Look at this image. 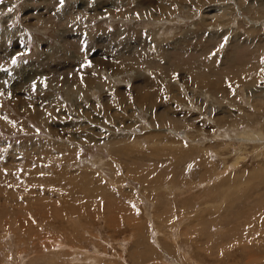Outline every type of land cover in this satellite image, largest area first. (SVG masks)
Segmentation results:
<instances>
[{
    "label": "rangeland",
    "instance_id": "obj_1",
    "mask_svg": "<svg viewBox=\"0 0 264 264\" xmlns=\"http://www.w3.org/2000/svg\"><path fill=\"white\" fill-rule=\"evenodd\" d=\"M0 264H264V0H0Z\"/></svg>",
    "mask_w": 264,
    "mask_h": 264
},
{
    "label": "bare ground",
    "instance_id": "obj_2",
    "mask_svg": "<svg viewBox=\"0 0 264 264\" xmlns=\"http://www.w3.org/2000/svg\"><path fill=\"white\" fill-rule=\"evenodd\" d=\"M220 12H221V11H220ZM223 14H224V13H223V12H221V13L219 14V16H220V17H223ZM217 15H218V14H217ZM215 17H216V16H215ZM219 20H220V19H219ZM216 23H219V22H216ZM223 23H224V22H223ZM221 25H222V24H221ZM156 42H157V41H156ZM153 45H154V44H153ZM157 47H158V48H160V47H161V45H160V44H158V45H157ZM143 50H144V49H143ZM146 50H147V49H146ZM151 52H152V51H151ZM151 52H150V53H151ZM144 53H145V52H144ZM156 53H157V52H156ZM142 54H143V53H142ZM144 96H145V95H144ZM148 96H149V95H148ZM151 96H152V95H151ZM80 256H81V255H80Z\"/></svg>",
    "mask_w": 264,
    "mask_h": 264
},
{
    "label": "snow or ice",
    "instance_id": "obj_3",
    "mask_svg": "<svg viewBox=\"0 0 264 264\" xmlns=\"http://www.w3.org/2000/svg\"><path fill=\"white\" fill-rule=\"evenodd\" d=\"M61 2H62V0H61ZM10 11H11V9H10ZM13 64H15L17 61H16V57H13L12 58V61H11ZM33 88H35V82H33Z\"/></svg>",
    "mask_w": 264,
    "mask_h": 264
}]
</instances>
